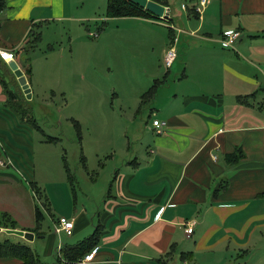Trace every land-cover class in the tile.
<instances>
[{
  "label": "crops",
  "instance_id": "obj_1",
  "mask_svg": "<svg viewBox=\"0 0 264 264\" xmlns=\"http://www.w3.org/2000/svg\"><path fill=\"white\" fill-rule=\"evenodd\" d=\"M161 2L169 9L171 23L131 18L133 28L151 25L169 30L157 50L163 70L157 65L146 76L156 86L149 134L128 161L130 150L125 144L122 168L111 172L99 206L95 203L90 213L80 206L76 215L62 216L74 222L72 236L90 228L91 232L76 242L60 241L61 251L97 231L94 257L78 264H264V0H188L181 4V18L173 15L169 0ZM69 12L65 0H5L0 48L14 53L27 80L31 100L22 102L27 108L30 102L51 106L62 93L61 88H50L46 95L34 84L31 53L39 51V41L33 42L36 27L85 20ZM226 32L239 34L234 48L222 46ZM136 41L158 43L152 36ZM170 49L175 52L173 63L178 54L185 55L182 71L174 76L173 63L169 69L164 63ZM0 76L16 103L21 101L17 80L2 62ZM176 80L188 85L180 90L175 86V91L169 87L172 91L162 96L161 88ZM141 96L136 104L126 105L135 116L143 106ZM10 106L0 83V137L7 147L0 156L10 157L15 167L16 158L8 155V147L16 149L12 143L16 144L20 147L16 150L29 158L31 143L16 129L31 123L16 119ZM132 110L129 120L135 122ZM153 121L164 125L157 129ZM48 138L47 143H55ZM237 149L242 156L232 164L227 156ZM15 181L10 173L0 172L1 185ZM41 224L36 227L44 234ZM17 227L30 230L20 228L18 222ZM187 228H192L190 235ZM34 236V240L45 238V234ZM48 241L44 255L49 258L55 243L53 237ZM61 251H56L55 262L67 264Z\"/></svg>",
  "mask_w": 264,
  "mask_h": 264
},
{
  "label": "rangeland",
  "instance_id": "obj_2",
  "mask_svg": "<svg viewBox=\"0 0 264 264\" xmlns=\"http://www.w3.org/2000/svg\"><path fill=\"white\" fill-rule=\"evenodd\" d=\"M65 3L72 16L85 20L36 27V34L40 35L39 51L31 53L34 84L45 93L50 88H61L62 93L46 108L30 102L28 109L34 117V128L26 123L16 129L17 135L31 143L29 158L12 143L16 149L8 147V155L16 158L15 167H0V172L10 173L17 183L0 184V213H9L20 228L32 229L36 227L35 209L39 208L45 238L28 246L43 264H60L54 258L60 241L76 242L91 232L90 228L72 237L57 235L53 225L59 217L76 215L75 208L79 210L80 206L88 213L95 203L99 206L109 189L111 172L122 168L125 144L130 150L127 161L144 144L152 125L151 109L155 107L148 102L136 116L130 109L135 117V122H131L126 105L136 104L153 86L154 81L146 79L152 68L158 65L163 70L157 50L163 36L168 39L169 31L151 25L133 28L135 22L130 17L106 18L108 0H65ZM181 4L187 5L188 0H169L173 15L179 18L183 17ZM151 36L152 40H158L156 45L136 41ZM184 58L185 55L178 54L172 62V76L182 71ZM172 82L161 88L162 96L172 91L169 87L180 90L188 85V82L179 84L178 80ZM15 118L21 117L17 114ZM47 137L56 139L55 143H47ZM3 144L5 141L0 137L1 152L7 148ZM4 156H0L2 161L6 160ZM65 166L71 171V181L67 180ZM3 234L0 233V240L5 239ZM50 237L55 249L48 258L44 247Z\"/></svg>",
  "mask_w": 264,
  "mask_h": 264
},
{
  "label": "trees",
  "instance_id": "obj_3",
  "mask_svg": "<svg viewBox=\"0 0 264 264\" xmlns=\"http://www.w3.org/2000/svg\"><path fill=\"white\" fill-rule=\"evenodd\" d=\"M155 2L165 5L161 2V0H156ZM166 6V5H165ZM5 9V0H0V12ZM119 17H126V18H143L149 19L154 21H163L165 23H171L172 20H162L159 18L154 17L150 12L140 8L138 5L131 3L127 0H108L107 3V11H106V18H119ZM31 37V35H29ZM40 40V35L33 39L34 44H36ZM32 44V43H31ZM34 47V46H33ZM32 48V47H31ZM0 62L6 67L7 71L13 75V73L8 68L7 64H5L1 59ZM29 73V72H28ZM14 76V75H13ZM14 78V77H13ZM0 83L2 84V88L5 91L7 96V103H10V108L16 114H19L21 119L24 121H28L31 124L34 123L32 111L29 110L26 106L22 104V102H26L24 100V95L21 94V101H15V95L9 89V85L5 82L4 78L0 76ZM18 85V84H17ZM19 87V85H18ZM20 88V87H19ZM156 94V86H153L149 89L145 94L141 96V105H144L152 100ZM15 101V102H13ZM13 102V103H12ZM18 105H22L19 107ZM18 106V107H16ZM35 125V124H33ZM38 130L41 131L38 127ZM49 142H54L55 139L48 138ZM242 156L241 149H237L234 153L227 156V160H229L232 164H236ZM65 170L67 173V180H72V175L70 174V170L67 166H65ZM35 218H36V225H40L42 221V215L39 211V208L36 207L35 209ZM0 228L4 229H18L17 222L13 220L9 214L7 213H0ZM32 232L36 235L37 238H43V233L39 232L38 227L34 229L27 230ZM4 240H0V260L1 261H16L18 264H39L40 259L38 255H36L31 248L28 246L29 242L26 243L22 240V238L16 236H9L6 234ZM13 237L16 240L12 241L10 238ZM99 241V236L97 231L93 236L84 241L76 244L75 246H65L63 247L61 253L63 259L67 264H78L82 262L86 255L91 253L94 248L97 246ZM94 257V256H93Z\"/></svg>",
  "mask_w": 264,
  "mask_h": 264
},
{
  "label": "built area",
  "instance_id": "obj_4",
  "mask_svg": "<svg viewBox=\"0 0 264 264\" xmlns=\"http://www.w3.org/2000/svg\"><path fill=\"white\" fill-rule=\"evenodd\" d=\"M239 36L238 33L236 32H226L223 36V39L221 40V44L225 48H234V42ZM0 59L5 63L8 64L10 62H13L15 60V55L13 52L5 49L0 48ZM175 59V52L173 49H170L167 51L166 56H165V67L170 68L172 62ZM164 124H159L158 121H153V126L156 127L157 129H160L161 126ZM0 167L7 168V167H12L13 168V162L10 159V157H7L6 160L0 161ZM73 229H74V222L72 220H69L65 217H60L57 221V224L54 226V232L57 235H60L62 233L65 234L67 237H71L73 234ZM185 233L187 235H190L192 233V228H187L185 230ZM57 252L60 253L61 251V244L59 242ZM94 256V252L92 251L89 253L85 258L82 260V262H89L92 260Z\"/></svg>",
  "mask_w": 264,
  "mask_h": 264
},
{
  "label": "water",
  "instance_id": "obj_5",
  "mask_svg": "<svg viewBox=\"0 0 264 264\" xmlns=\"http://www.w3.org/2000/svg\"><path fill=\"white\" fill-rule=\"evenodd\" d=\"M131 3L138 5L140 8L150 12L154 17L167 20L169 19V9L164 7L163 5L154 2L152 0H127ZM10 71L13 73L14 77L17 80V83L25 97L26 100L31 99V90L27 83L25 76L22 71L19 69L18 65L15 61L7 64ZM5 233L7 235L17 236L19 238L24 239L27 242L34 241V234L32 232L23 231L19 229H3L0 228V233Z\"/></svg>",
  "mask_w": 264,
  "mask_h": 264
}]
</instances>
